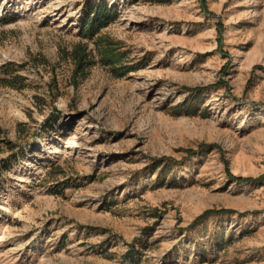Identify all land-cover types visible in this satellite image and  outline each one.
<instances>
[{"label": "rangeland", "instance_id": "obj_1", "mask_svg": "<svg viewBox=\"0 0 264 264\" xmlns=\"http://www.w3.org/2000/svg\"><path fill=\"white\" fill-rule=\"evenodd\" d=\"M0 264H264V0H0Z\"/></svg>", "mask_w": 264, "mask_h": 264}, {"label": "trees", "instance_id": "obj_2", "mask_svg": "<svg viewBox=\"0 0 264 264\" xmlns=\"http://www.w3.org/2000/svg\"><path fill=\"white\" fill-rule=\"evenodd\" d=\"M84 10L83 17L79 19L80 35L82 37H88L90 40L94 39L95 35H97L100 29L107 27L109 25L111 16L116 14L114 9L108 8L104 3H97L94 6L87 5ZM97 39V43H99L97 44V50L99 51L100 61L103 64H108L110 66L115 65V63H117L121 57L120 53H118L116 49L112 48L110 45L104 47V40L101 37ZM99 45H102V47L99 48ZM66 60H69L74 68V71H72V76L74 79H76L78 76H82V78H84L86 76L85 69L90 68L94 64L87 45L80 43L73 46L72 50L68 54V59L66 58ZM118 72L120 71H113V73L116 75H118ZM162 160L164 162L166 159L164 158ZM235 180H238L239 182L249 181H244L239 178H235ZM210 212L211 211L205 212L204 216Z\"/></svg>", "mask_w": 264, "mask_h": 264}]
</instances>
